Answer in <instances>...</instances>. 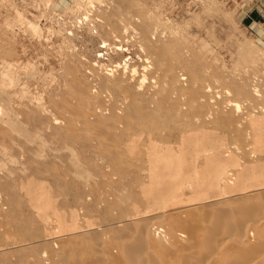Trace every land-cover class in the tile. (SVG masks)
Segmentation results:
<instances>
[{
  "label": "rangeland",
  "instance_id": "rangeland-1",
  "mask_svg": "<svg viewBox=\"0 0 264 264\" xmlns=\"http://www.w3.org/2000/svg\"><path fill=\"white\" fill-rule=\"evenodd\" d=\"M130 1L131 3L132 2L134 3V6L136 8H141L146 12L147 19H149V21L151 20L150 21L151 28L153 29L155 28L158 29V31H162V35L164 34L162 37L164 39L168 40L170 38L175 37L189 43L190 47L196 54V56L193 57L189 56L188 58L189 60L194 59V61L189 62V64L194 62H196L197 64L200 63L203 65V68L206 69L205 70L206 73L209 72L208 76L212 87V93L213 95H216L215 96L216 101L220 106V107L218 106V108L224 113H221L220 111L218 115H216L215 117L210 116L212 118H209V120L213 119L214 120L213 123L209 122L210 125V126L208 125L209 127L208 126H205V128L202 127V131H206L207 133L205 136L204 135H202V137L199 136L201 135L200 134L201 132L200 133L196 132L193 134L194 136H190L191 133H189V131L185 132L186 130L185 131L180 130L179 129L180 126L185 127L187 129L190 128L192 126V125L190 126L191 124L190 121H188L186 117H182L181 115L176 116L175 113H173V110L170 107H168V104L165 105L166 103L165 104L162 103L161 106H159L157 104V99L155 98V96L151 97L148 105V107L155 106L152 112L149 111L147 118L144 117L145 120L140 119V121L137 122L138 124L135 123V127L138 130L143 131L142 133L143 137H140L142 136L140 135L138 136L140 138L134 139L133 142H130V140L125 137V135L123 134L117 135L113 131H111L110 126L106 123V120L104 121L105 116L102 118L101 114L105 113V115H108V113L107 111L101 113L102 109L99 110L100 103H102L103 100L107 99L108 96L110 95L115 102L117 101V98L113 96L115 94L111 89H107V90L104 88L100 89L101 87L99 85L98 79L101 80L104 78L105 72L103 71L106 72L108 71L110 73L113 72L114 70L112 71L110 69L113 68L116 62H119L120 66L124 67L125 63L131 61L130 59L131 54L129 53V51L135 49L136 47L135 45L132 44L130 38L125 37L124 39L125 45L124 47L121 48L122 50H120L122 51L123 56L118 54V50L114 49L115 45L113 46L108 45V41L105 39L103 34L98 30V28H96L97 26L95 25V23L97 16L96 15L93 16V14H95L94 12L97 11L95 9L97 8L99 9V7L100 8L105 7V9L107 8V10H111V9L119 8L120 4H124ZM124 48L125 50H123ZM70 53L74 55L76 54L75 55L76 57H74L72 54L70 55ZM73 57L74 58L78 57L79 59H74ZM81 60L84 62L83 64L86 65L87 68L84 67ZM68 62L74 65L72 66L71 64L72 69L73 67L75 69V70L73 69L74 71L72 70L69 72L70 68L68 69V66L69 67L71 66L69 65ZM65 66H67V69ZM92 68L93 71L89 70ZM65 70L69 72L67 73V75L71 74L72 72H73L72 75H75L74 77L78 75L76 80L79 78L77 82L79 81L78 84L81 87L79 86L80 90L75 91V92L78 91L77 93L72 91V89L68 85L69 82L68 79L70 80V78L73 77H71V75L70 76L68 75V77L66 78L65 76H67L66 75L67 71ZM88 70L90 71L89 73ZM79 72L82 74V76ZM63 73L65 76L63 75ZM114 74L113 73L108 74V77H110L109 75L112 76ZM211 74L212 75L217 74V75H213L214 76L213 78ZM95 76H96L95 78L96 81L93 78ZM215 76L218 77V82L217 80L215 81V79L217 78ZM62 77L66 79H63ZM212 78L214 79V81ZM223 79L225 80L227 79V82ZM255 79L257 81H255ZM64 80L67 81L66 84L69 86L70 89L66 86V84L64 86L63 83ZM89 80L91 81L88 83ZM93 80L96 84L92 82ZM219 81L223 83L219 84L220 83ZM263 83H264V0H0V190H2L0 191L1 193L0 203H2V205L3 203L5 205L7 203L11 207V211H10V209H8L9 208L8 205L6 206L1 205L2 207L5 206L4 207L5 209L0 208V212L1 211L3 212V210L6 211H4L3 213L1 212L2 215L0 216L1 217L0 226L2 225V227L5 230V228L8 225L7 229H9L11 228V226H9L8 220L10 219L12 220L14 218L18 219L16 215L20 217L23 216L24 214L25 220H22V224L25 225H23L22 228L26 230L23 231V229L20 228V229H16L17 231L15 229L10 231L11 230L10 229L9 231H7V233H4L5 231L4 232L0 231V233L2 234V235L0 234V264L10 262L11 260H12L11 262H13L14 264H19L22 260L32 259L33 258L32 255L35 253V251L39 253H43L44 250L48 251V248L52 246V243L50 242L52 238L57 239V237L59 236L60 238L58 240L59 241L61 240L63 241V239L64 241L67 240L66 244L67 246H69V244L71 245L72 242L69 240H71L73 237L81 236L82 238L85 236V238H87L88 235L90 236V234L92 236H95V234L98 235L101 231H103L98 236H100L101 238H106L109 237V235L111 234H115L116 232L121 233L123 230H132L133 227L138 228L140 225H142L140 223L142 217L146 215L148 216L150 213H153L157 208H159V205L165 209V207L166 206L168 207L171 202H176V203L205 202L206 204L208 202H213L216 201L217 199L218 200L221 199V201H223L222 204L225 203L224 205L231 206L232 200L234 203L235 201H237V203L239 202V199H233L236 195H238L239 192L241 194H245V193L250 194L251 198L254 197L257 200L260 197V194L256 192H259V189L264 188V184H263L264 175H262L264 174V166H263L264 164V159H263L264 158V125H263L264 116L263 115L264 114L261 115V112L264 113ZM225 84L228 85V88H226L227 85ZM220 85L221 86L225 85V86L221 87ZM232 85L234 88L232 87ZM93 87L94 89L92 90ZM213 87L218 91H216ZM218 87L223 90H225L226 88V90L228 89L229 91L228 90H227L228 92L225 91V96H224V92L222 94L219 91ZM56 88L58 89V94L60 92L59 90H62L60 88H64L62 91L63 93L61 92L60 93L65 94L66 97L70 96L71 99L66 98L64 97L65 95H61V94L56 96L57 91L56 93L55 91L53 92V90H57ZM88 88L91 90H89ZM240 89L241 91L244 90L243 93L240 91ZM258 89H260L262 92L260 93L259 92L260 90ZM69 91L74 92L77 98H74V93L71 94ZM256 91L259 94H257ZM107 92H109L110 95ZM229 92L233 95H231ZM92 93H93V97H92ZM94 93L96 94V96ZM104 93L108 95L106 96V94ZM218 93L219 94L221 93V95H218ZM226 94H228L229 96ZM81 95L83 96L81 97ZM99 95L100 96L102 95V98ZM55 96L57 98L59 96L62 98V99H60V97L58 98L61 101H59L58 104L56 105L55 103H57L56 101L58 99L57 98L55 99ZM233 96L235 97V99L237 98V100L233 99L234 98ZM50 97H52L53 99L51 98L50 100ZM88 97H90V99ZM63 98H65L64 100L69 104H67L63 100ZM97 98H100V100L98 99L100 102L97 100ZM68 99L73 101H69ZM242 99L244 101H241ZM63 101L65 102V104L68 105V107L71 104L73 105V108L75 107L77 109L75 110L74 108L75 110L74 111L73 108H71L72 106H70L68 109H65L64 106L67 107V105H62ZM87 101L88 103L90 101H93L94 104L90 102L91 107L89 106L90 104L88 105L89 106L88 107ZM229 101L232 102L228 103ZM52 102L55 103L52 104ZM60 102H62V104H59ZM239 102L241 104H239ZM226 103H228L227 105L228 107L223 106ZM250 104L253 106L251 107ZM54 105L56 106L57 110L60 108L59 112H61V109H63L61 113L63 114V112L65 111L66 112L65 114L67 116H62L56 109L53 108L55 107ZM79 105L80 106L82 105V108L86 111L88 110L87 112L89 113L88 114L84 113V110ZM162 105L166 107H163ZM232 105H235V107H233ZM245 105L246 107L243 108L242 106ZM18 107L21 111L17 110ZM48 107L50 110L48 109ZM78 108H80L81 110H78ZM240 108L241 109L247 108L245 109L246 112L245 110L242 109L243 112H245L243 113ZM95 110L99 111V113L101 114L99 115V113H97ZM236 110L237 111L240 110V111L237 113ZM18 111H20L21 113H19ZM72 111H74L76 114ZM37 112H39L40 114L41 113L44 114L43 115L41 114L42 116L39 114H35ZM249 112L250 113L252 112V115L254 113L255 116H252ZM32 113H34L36 116H33L34 114L31 115ZM225 114H229V116ZM45 115H47L48 118ZM231 115L233 119H231L230 117ZM39 116L41 118L43 117L42 119L44 121L40 119ZM245 116L249 118H246ZM64 117H68L67 119H69V121L66 119L64 121ZM76 118L80 120H75ZM227 119L230 120L232 124H228L231 122L228 121ZM237 119H240L239 122ZM242 119H245L246 121H243ZM48 120L51 121L48 122ZM54 120H57V122L62 123V126H58L59 123L56 124L57 122H55ZM225 120H227L226 129L225 126H223L225 125L224 124ZM66 121L67 124L68 122L71 124L70 127L68 126L70 130L72 131L76 130L73 131L76 132V134L71 133L72 131H69L68 128H65L67 127L65 126L67 125ZM45 122L47 123L46 130H45L46 127H44ZM76 123L78 124V129H76L77 128ZM240 124L242 126H239ZM26 125L27 126L29 125L31 128L29 126L27 127ZM96 125L98 128L100 126L103 128L100 127L101 129L100 128L98 129L97 127H95ZM176 125L178 128L176 127ZM51 127L54 130H52ZM94 127L97 129H95ZM228 127L233 128V130H229ZM238 127L240 129L239 130L240 132H238ZM173 128L175 132L177 129V132L174 134L171 133L174 132ZM88 129H90V131L89 133L88 132L86 133ZM102 129L104 132H101ZM165 129L166 132L167 130L170 129L168 131V134L170 133L169 135L166 134ZM58 130H60V132ZM91 130L94 132V134L92 133ZM221 131L225 133L223 134L222 132V134L221 133L218 134V132ZM231 131H233V133H231ZM50 132H52L53 134ZM10 133L11 135H9ZM162 133L164 135H162ZM88 134H90L91 136L94 135L93 137H91L92 139L89 138L90 135L88 137ZM252 134H255V136ZM56 135L57 136L59 135L60 137H57ZM74 135L77 136V139L74 137ZM107 135L109 136L111 135L110 138H108L109 136L105 138ZM175 135H178L180 138L178 136L175 137ZM251 135L253 137H251ZM17 137L19 139H17ZM192 137L196 139H192ZM250 137L252 140L251 139L248 140ZM151 138L154 140L155 144ZM213 138H215V140H213ZM221 138L225 142L221 141L222 140ZM224 138H226L227 140ZM234 138L236 139L234 140ZM33 139H35V142ZM40 139H44V140L42 141ZM55 139L58 142H56ZM101 139L102 141H104L105 139H109L110 141L109 143L112 144H108L107 143L108 141H106V143L105 141L102 142ZM140 139L142 140V142L144 141L145 142L140 143L141 142ZM217 139H219L217 142L221 141L222 143L220 142V144L218 145L217 142H215ZM238 139L240 140L241 142L240 144H242L243 148L238 143L239 142ZM166 141H168L169 143L168 142L166 143ZM39 142H42V144L40 143L39 145ZM100 142L102 143L100 144ZM208 142L211 143L212 145L209 144ZM213 142H215L217 146ZM76 143L79 145H76ZM124 143L125 145H130L131 143L134 144L133 150L129 151L130 153L127 151L128 146L126 147ZM199 143L201 144L197 146ZM207 143L208 145H206ZM159 144L162 145V147ZM223 144L225 148L226 147L229 149L231 148L230 151L229 149L224 150ZM46 145L48 146V148ZM99 145L102 146L99 147ZM122 145L125 148L122 147ZM174 145L176 148L172 147ZM235 145L237 150H235ZM249 145H251L252 147L251 146L248 147ZM43 146H45V149L47 148L46 149L47 151L44 150ZM219 146H221L223 149ZM17 147H19L20 149ZM102 147L106 150H104ZM138 147H140L139 149H141V151L139 152H138ZM113 148L116 149L117 153H115V150ZM149 148H153V150L152 149L151 150L155 152L153 153ZM216 148L219 149L217 150ZM253 148L256 151V153H252L255 152ZM120 149L121 151H119ZM142 149H144L146 153ZM220 149L226 152L222 153L221 151H219ZM16 150H18V152ZM75 150L79 152L80 156L77 155L78 153H76ZM185 150H188L186 151L187 153L185 152ZM236 151L240 152L241 154L240 153L236 154L235 153ZM23 152L24 154L25 153L26 154L22 156ZM109 152L113 153L114 155L110 154ZM226 153L228 156L226 155ZM251 153L256 155L251 156L250 155ZM122 154L123 155L126 154V155H124L123 157ZM134 154L136 156V159ZM144 154L145 155L148 154L147 155L148 158ZM128 155H130L131 158ZM132 155L134 156L133 159H132ZM235 155H238L239 157ZM255 156L257 158H255ZM46 157L49 159H47ZM79 157L80 158L82 157L83 159L82 158L80 159ZM236 157L238 158L236 159ZM127 158L129 159V161ZM9 159L10 160L12 159L11 160L12 162ZM22 159L24 160L23 162ZM130 159H132L131 160L132 164L130 163ZM242 159L246 161L245 164ZM124 160L127 162H125ZM176 160L179 162L181 166L178 164ZM8 161H10L11 164H13V165L10 164V168H9L10 162ZM61 161L64 162L61 163ZM137 161L139 162L137 163ZM33 162H38L39 164L35 163L36 166L39 165L42 168L38 166L37 168L39 169L35 168L36 166ZM51 162L56 163L58 167L56 164L53 165L56 166L55 168L52 167ZM250 162L253 163L251 164ZM15 163L17 166L15 165ZM30 163L34 164L33 166L35 167L33 168L32 164H31L32 167H30L29 166ZM108 163H113V164L115 163V164L112 165ZM236 164L238 165L236 166ZM230 169L232 170V172ZM233 169L236 170L237 172H235ZM9 170L11 173H13V175L12 174L10 175ZM54 170L56 172H54ZM57 171H60L63 174L60 172L58 173ZM143 171L145 172L144 173L145 176L143 175ZM254 171H256V173H254ZM197 172L199 173V176ZM28 173L31 175H29ZM54 173L57 174L55 175ZM228 173L230 174L232 173L233 174L232 176L234 177L236 176V177L234 179H231V181L225 182L223 178L226 175H228ZM189 174L192 177H190ZM258 174L259 176H256ZM103 175H105L106 177L105 176L103 177ZM133 176H135V178ZM35 178L40 179V182L39 180L37 182L36 181L37 179ZM147 179L149 182H147ZM46 180L49 183H47ZM218 180H220V182ZM195 181L197 182L195 183ZM244 182L246 183L244 184ZM43 183L45 184L43 185ZM96 183L98 185H96ZM49 184L50 186H52L51 188ZM254 185H258V186H254ZM47 186L49 187L48 189ZM230 187L231 188L237 187L235 189V193L227 192V190ZM134 188L135 190H133ZM7 190L10 191L8 192ZM184 190H186L187 192H185ZM37 191H39L40 193ZM188 192L191 193L188 194ZM3 193H5V195L6 193L7 195L9 193L10 195L8 196L10 197V199L8 200L10 201L12 198L11 201H15V202L10 203L8 200H6L8 198L6 197L7 195L5 196L3 195ZM35 193L36 195L39 194L40 196L39 195L35 196ZM198 194L200 195L198 196ZM67 196L68 198H66ZM212 196L214 198L216 196L217 199L214 200ZM220 196L222 197L220 198ZM41 198H43V200ZM40 199L42 200L43 203L44 202L45 203L43 204L40 201ZM67 199L70 201H68ZM173 199L174 200L177 199V200L174 201ZM228 199L231 202L228 201ZM68 202L70 206L68 205L67 207ZM234 203L232 204L234 205ZM47 204H49L50 206H47ZM42 205L45 207H43ZM143 205L144 207L142 208ZM17 206L18 207L22 206L21 212L24 213H21ZM30 206H32L33 208H31ZM12 207H13V211L15 210L18 212L13 213ZM146 208H148V210ZM203 208H204L203 206L202 207L200 206L197 209V212L201 213L204 210ZM139 209L142 210L143 213H141ZM137 210L138 212H135ZM149 210H151V212ZM60 211H62L61 212L62 214L60 213ZM82 211L83 213H81ZM5 213H10L9 215H11L10 216L11 218H8L9 217L8 214ZM134 214H136V216ZM42 215L47 216V219H49V223L48 220L46 222H43L44 220L42 218ZM6 216L8 219L6 218ZM12 216H14V218ZM24 216L22 218H24ZM29 217L32 220H30ZM51 218H53L54 220ZM135 218L138 219L136 220V222H135ZM1 219L3 220V223ZM95 220L96 222H94ZM128 220H129V224L122 227V224L127 223ZM25 222H29L30 224ZM53 223L57 227L53 225L54 227L53 228L51 226V224ZM93 223L95 224L93 225ZM27 224L29 225V228H27L28 227ZM128 225H131L132 227L130 228ZM50 226L52 227L53 230L51 229ZM59 226H62L63 229L60 230ZM105 226L107 228H104ZM31 228L33 229L31 230ZM57 228L58 230H56ZM88 228L90 229V231H86L89 230ZM112 230L116 232L112 233ZM23 232H25V234ZM33 232L35 235L33 234ZM30 234H33L34 236ZM37 234H41V236L40 235L36 236ZM67 235H68V239L69 237H71L69 240L66 237ZM36 241L37 242L39 241L38 244ZM12 242L13 244L15 243L16 245L14 244L10 246ZM62 243L65 245V242ZM7 244L8 247L10 246L8 248L9 250L7 249ZM40 244H42V246ZM47 246L49 247L46 249ZM52 247L55 248V246ZM42 249L43 252H41ZM4 251L10 253L7 252L3 253ZM15 258L18 259V261Z\"/></svg>",
  "mask_w": 264,
  "mask_h": 264
},
{
  "label": "bare ground",
  "instance_id": "bare-ground-1",
  "mask_svg": "<svg viewBox=\"0 0 264 264\" xmlns=\"http://www.w3.org/2000/svg\"><path fill=\"white\" fill-rule=\"evenodd\" d=\"M101 3V2H100ZM107 5V4H106ZM97 11H95L93 14L97 16V19H96V23L95 25L97 26L96 28H98V30L103 34V36L105 37V39L108 41V45H115L114 46V49H117L118 50V54H120L121 56H123V53L121 48L124 47L125 45V42H124V39L125 37H128L130 38V40L132 41V44L135 45V49L129 51V53L131 54L130 56V59L131 61H129L128 63H125L124 67L120 66V63L119 62H116V64L113 66L112 69L110 70H114L113 72H106V71H103L105 72V76L103 79H98V82H99V85H100V89L104 88V89H111L115 95L116 98H117V101L115 102L112 98H111V95L109 94V92H107L110 96H108L107 99H104L102 103H100L99 107L101 110V113H104V111H107L108 115H105L104 114H101L99 113V111H96L97 113H99V115L101 114L102 118L104 117V121L106 120V123L110 126V129L111 131H113L115 134L117 135H125V137L127 139L130 140V142H133L134 139L136 138H140V137H143L142 133L143 131H140L138 130L136 127H135V123L139 122L140 119L142 120H145V118H147L148 116V113L149 111L152 112V110L154 109L155 106L153 107H148L149 105V101L151 99V97L155 96V98L157 99V104L159 106H161L162 103H166L165 105L168 104V107H170L172 110H173V113H175L176 116H179L181 115L182 117H186L188 121H190V128H185V127H182L180 126L179 129L182 130V131H189V133H191L190 136H194L193 134L196 133V132H201L199 136L202 137V135H206V131H202V127L205 128V126H208L209 125V122L213 123V119L212 120H209V118H212L210 116H216L218 115V113L221 111L218 106V102L216 101V98L215 96L216 95H213L212 93V87H211V84H210V80H209V72L206 73V69L203 68V65L202 64H197L196 62L194 63H191L189 64V62H192L194 61V59H188L189 56L190 57H193V56H196L195 52L192 50V48L190 47L189 43H187L186 41L184 40H181L179 38H170L168 40L164 39L162 36V31H158V29H153L151 28V25H150V21L149 19H147L146 17V12L144 10H142L141 8H136L134 6V3L131 1L130 2H127V3H124V4H120L119 8H115V9H111V10H107V8L105 9V7L103 8H100L99 9H95ZM92 11V10H91ZM90 11V12H91ZM89 12V13H90ZM95 16V17H96ZM154 22V21H153ZM157 28V26H156ZM170 30V29H169ZM167 36V35H166ZM127 45V44H126ZM129 45V44H128ZM125 50V48L123 49ZM128 53V54H129ZM72 53H70L71 55ZM74 57H76L74 54H72ZM73 57V58H74ZM74 59H79L78 57L77 58H74ZM79 61V60H78ZM82 61V60H81ZM80 61V62H81ZM69 65L71 66L70 62H68ZM84 62L82 61V64ZM86 64V63H85ZM67 65V64H66ZM84 65V64H83ZM72 66H74L72 64ZM72 66L69 67L68 66V69H69V72L72 71L74 69H72ZM66 69H67V66H65ZM84 67H86V65H84ZM87 68V67H86ZM109 69V67H108ZM75 70V69H74ZM73 70V71H74ZM89 70H92L93 71V68L92 69H89ZM88 70V73L90 72ZM67 71V70H65ZM79 71V70H78ZM101 71V70H100ZM68 71L66 72V75L67 73H69ZM76 72V71H75ZM116 72V73H115ZM80 73V72H79ZM92 73V72H91ZM114 74V75H109L110 77H108V74ZM211 73V72H210ZM73 72L71 74H68L69 76L71 75V77L73 78H70V80L68 79V85L70 86V88L72 89V91H76V90H80V85L78 84L79 81L77 82V76L74 77L75 75H72ZM81 74V73H80ZM95 74V73H93ZM97 74H100V73H97ZM102 74V72H101ZM64 75V73H63ZM65 76L66 78L68 77ZM212 75V74H211ZM213 75H217V74H213ZM212 75V76H213ZM221 75V74H219ZM82 76V74H81ZM99 76V75H98ZM101 76V75H100ZM106 77V78H105ZM211 77V76H210ZM217 77V76H215ZM222 77V76H221ZM63 78V77H62ZM66 78H63V79H66ZM82 78V77H81ZM94 79L96 78L93 77ZM100 78V77H98ZM214 78V76H213ZM212 78V79H213ZM84 79V78H83ZM211 79V78H210ZM217 80L218 82V77L215 79V81ZM225 80V79H223ZM222 80V81H223ZM65 81V80H64ZM64 83V86L66 84L67 81H65ZM91 80L88 81V83L90 82ZM96 81V79H95ZM214 81V79H213ZM227 82V79L225 80ZM229 81V80H228ZM231 81V80H230ZM255 81H257L255 79ZM262 81V80H261ZM94 82V80L92 81ZM97 82V84H98ZM216 82V83H217ZM220 82V81H219ZM232 82V81H231ZM260 82V81H259ZM84 83V81H83ZM86 83V82H85ZM95 83V82H94ZM93 83V84H94ZM223 82H220L219 84H221ZM96 84V83H95ZM264 84V83H263ZM66 84V86L69 88ZM218 85V84H217ZM227 85V84H225ZM224 85V86H225ZM238 85V84H237ZM80 86V87H79ZM97 86V85H95ZM221 86V85H220ZM224 86H221V87H224ZM59 87V86H58ZM63 87V85H62ZM216 87V86H214ZM213 87V88H214ZM231 87V86H230ZM233 87V85H232ZM66 88V87H64ZM64 88H60L62 90H59L61 93H63V89ZM69 88V89H70ZM219 88V87H218ZM228 88V85L227 87ZM223 90L221 88H219V91L223 94L224 92V96H225V91L228 92L227 90ZM234 88V87H233ZM236 88V87H235ZM57 89V88H56ZM84 89V88H83ZM89 89V88H88ZM87 89V90H88ZM94 89V87L92 88V90ZM215 89V88H214ZM230 89V88H229ZM243 89V88H242ZM68 90V89H66ZM91 90V89H89ZM216 90V89H215ZM260 90V89H258ZM57 91V94L56 96H58L59 94H61L59 92L58 94V89L57 90H53V92ZM71 91V90H70ZM69 91V92H70ZM83 91V90H82ZM95 91V90H94ZM110 91V90H109ZM218 91V90H216ZM241 91V89H240ZM239 91V92H240ZM244 91V90H243ZM243 91H241L243 93ZM74 92H70L71 94H73ZM78 92V91H77ZM75 92V93H77ZM90 92V91H89ZM255 92V90H254ZM257 92V91H256ZM260 93L262 92L261 90L259 91ZM75 93H74V98H77L75 96ZM221 93L218 95H221ZM230 93V92H229ZM228 93V94H229ZM264 93V91H263ZM95 94V93H94ZM106 94V93H104ZM103 94V95H104ZM106 94V96L108 95ZM152 96H151V95ZM217 94V93H216ZM226 94V95H228ZM231 94V93H230ZM256 94V93H255ZM257 94H259L257 92ZM61 95H65V94H61ZM60 95V96H61ZM218 95H217V98H218ZM233 95V94H231ZM240 95V94H239ZM261 95V94H260ZM55 96V99L57 98ZM59 96V97H60ZM83 95H81L82 97ZM96 96V94H95ZM100 96V95H99ZM229 96V95H228ZM264 96V95H263ZM58 97V98H59ZM63 97V96H62ZM66 97V95L64 96ZM72 97V95H71ZM87 97V96H86ZM85 97V98H86ZM92 97H93V93H92ZM98 97V96H97ZM102 98V95L100 96ZM227 97V96H226ZM234 97V96H233ZM238 97V95H237ZM241 97V96H240ZM52 97H50V100H51ZM57 98V99H58ZM66 98H70V96L66 97ZM72 98V99H74ZM90 99V97H88ZM220 98V97H219ZM242 98V97H241ZM53 99V98H52ZM60 99H62L60 97ZM60 99H58L55 103V102H52L56 104H58L59 101H61ZM65 98H63L64 100ZM68 99V100H69ZM87 99V98H86ZM84 99V100H86ZM100 100V98H97V100ZM235 99V97L233 98ZM246 99H247V96H246ZM67 100V99H66ZM98 100V101H99ZM102 100V99H101ZM116 100V99H115ZM237 100V98L235 99ZM53 101V100H52ZM65 101V100H64ZM63 101V104L62 102H60L59 104H62V105H67L69 103H66ZM69 101H73V100H69ZM76 101V100H75ZM153 101V100H152ZM219 101V100H218ZM241 101H244L243 99ZM240 101V102H241ZM246 101V100H245ZM51 102V101H50ZM92 102V104H94L93 101H90ZM90 102L88 103L87 101V106L90 104ZM100 102V101H99ZM227 102V101H226ZM232 102V101H231ZM230 101L228 103H231ZM239 102V104H241ZM79 103V102H78ZM228 103L226 104H222L223 106H227ZM243 103V102H242ZM247 103V102H245ZM249 103V101H248ZM251 103V102H250ZM51 104V103H50ZM73 104V103H72ZM82 104V103H81ZM252 104V103H251ZM250 104V105H251ZM54 105V106H55ZM86 105V104H85ZM230 105V104H229ZM244 105V104H242ZM247 105V104H246ZM245 106H242L243 108L246 107ZM249 105V107H250ZM53 106V105H52ZM58 106V105H57ZM70 106H72L71 108H73V105L70 104ZM69 106V107H70ZM80 106V105H79ZM91 107V104L89 105ZM88 106V107H89ZM163 107H166L164 105H162ZM233 107H235V105H232ZM253 105H251L252 107ZM260 106V105H259ZM68 105L67 107L64 106L65 109H68L69 108ZM82 108V105L80 106ZM98 107V108H99ZM220 107V106H219ZM228 107V106H227ZM232 107V108H233ZM261 107V106H260ZM54 109H56V106L53 107ZM59 108V107H57ZM75 108V107H74ZM73 108V110H74ZM97 108V109H98ZM242 108V109H243ZM22 109V108H21ZM49 109V107H48ZM53 109V110H54ZM77 108H75L76 110ZM83 109V108H82ZM91 109V108H90ZM226 109V108H225ZM235 109V108H234ZM241 109V108H240ZM241 109V110H242ZM247 109V108H245ZM243 109V110H245ZM258 109V108H257ZM264 109V107H263ZM262 109V110H263ZM17 110H20L19 107ZM33 110V109H32ZM31 110V112H32ZM50 110V109H49ZM52 110V111H53ZM57 110V109H56ZM63 109H61V112H62ZM71 110V109H70ZM69 110V111H70ZM74 110V111H75ZM78 110H81L80 108H78ZM84 110V109H83ZM92 110V109H91ZM223 110V109H222ZM242 110V112H243ZM255 110V109H254ZM21 111V110H20ZM20 111H18L19 113H21ZM58 112L60 111V108L57 110ZM67 111V110H66ZM72 111V112H74ZM88 111V110H87ZM86 110H84V113H89L87 112ZM237 111V110H236ZM240 111V110H239ZM237 111V113L239 112ZM251 111V110H250ZM256 111V110H255ZM254 111V113H255ZM261 111V110H260ZM54 112V111H53ZM59 112L62 116H67L65 113V111L63 112V114ZM78 112V111H77ZM234 112V111H233ZM232 112V113H233ZM246 112V110H245ZM243 112V113H245ZM24 113V112H23ZM26 113V112H25ZM58 113V114H59ZM75 113V112H74ZM92 113V112H91ZM221 113H224L221 111ZM231 113V114H232ZM241 113V112H240ZM250 113V112H249ZM253 113L252 115V112L250 113L252 116H255V114ZM34 113H32L31 115H33ZM35 114H39L41 115L39 112L35 113ZM33 115V116H36V115ZM44 114V113H43ZM42 114V115H43ZM76 114V113H75ZM80 114V113H79ZM236 114V112H235ZM234 114V115H235ZM264 113L261 112V115H263ZM41 115V116H42ZM224 115V114H222ZM225 115H228L229 114H225ZM233 115V116H234ZM240 115V114H239ZM22 116V115H21ZM26 116V115H25ZM47 117V115H45ZM61 116V117H62ZM98 116V115H97ZM250 116V115H249ZM258 116V115H257ZM260 116V115H259ZM264 116V115H263ZM59 117V116H58ZM75 117V116H74ZM76 117H79V116H76ZM90 117V115H89ZM88 117V118H89ZM100 117V116H99ZM218 117V116H217ZM231 119H233L232 115L230 116ZM235 117V116H234ZM246 118H249L247 116H245ZM40 119H42L40 116H39ZM48 118V117H47ZM68 117H64V121L65 119L69 121V119H67ZM87 118V117H86ZM94 118V117H92ZM101 118V119H102ZM34 119V117H33ZM46 119V118H44ZM91 119V118H90ZM259 119V118H258ZM22 120V119H21ZM43 120V119H42ZM75 120H80L78 118H76ZM82 120V119H81ZM84 120V119H83ZM220 120V119H219ZM228 120V119H227ZM224 122L225 125V129L227 128L226 127V121ZM238 122L240 119H237ZM243 121H246L245 119H242ZM241 120V121H242ZM44 121V120H43ZM51 121V120H48V122ZM55 122H57V120H54ZM61 121V120H59ZM91 121V120H90ZM224 121V120H222ZM230 121V120H228ZM240 121V122H241ZM264 121V120H263ZM47 122V121H46ZM45 122V126H47V123ZM72 122V121H71ZM76 122V121H75ZM89 122V121H88ZM231 122V121H230ZM237 122V124H238ZM35 123V122H34ZM54 123V122H52ZM59 122H57L56 124H58ZM78 123V121H77ZM76 123V129H78V124ZM96 123V122H95ZM94 123V124H95ZM216 123V122H215ZM223 123V122H222ZM247 123V122H246ZM61 124V125H59ZM58 126H62V123H59ZM66 124H67V121H66ZM69 124V125H68ZM67 125H64L67 126L65 128H68L69 131H72L70 130V123L68 122ZM90 124V123H89ZM88 124V125H89ZM138 124V123H137ZM136 124V125H137ZM228 124H232L231 123H228ZM75 125V123H74ZM182 125H185V124H182ZM218 125V124H217ZM264 125V124H263ZM27 126V125H26ZM29 126V125H28ZM27 126V127H28ZM69 126V127H68ZM87 126V125H86ZM94 126V125H93ZM99 126V124H98ZM105 126V125H104ZM210 126V125H209ZM208 126V127H209ZM229 126V125H228ZM238 126V125H237ZM239 126H242L241 124ZM30 127V126H29ZM84 127V126H83ZM92 127V125H91ZM97 127V125L95 126ZM94 127V128H95ZM101 127V126H100ZM99 127V128H100ZM108 127V126H107ZM170 127V126H169ZM177 127V125H176ZM187 127V126H186ZM189 127V126H188ZM206 127V128H208ZM31 128V127H30ZM52 128V127H51ZM62 128V127H61ZM60 128V129H61ZM87 128V127H86ZM89 128V127H88ZM98 128V127H97ZM95 128V129H97ZM98 128V129H99ZM103 128V127H101ZM100 128V129H101ZM178 128V127H177ZM229 128V127H228ZM231 128V127H230ZM229 130H233V128H231ZM44 129V128H43ZM47 129V127L45 128V130ZM49 129V128H48ZM59 129V128H58ZM81 129V128H80ZM94 129V130H95ZM141 129V128H140ZM178 129V130H179ZM211 129V128H210ZM248 129H249V126H248ZM52 130H54L52 128ZM50 130V131H52ZM62 130V129H61ZM170 130V129H169ZM166 132V129H165V132L166 134H168V131ZM205 130V129H204ZM219 130V129H217ZM228 130V131H229ZM239 127H238V132L239 131ZM48 131V130H47ZM56 131V130H55ZM60 132V130H58ZM64 131V129H63ZM73 131H76V130H73ZM71 132V133H74L76 134V132ZM90 129H88V131H86V133L88 132L89 133ZM92 131V130H91ZM101 131V130H100ZM173 131H174V128H173ZM54 132V131H53ZM62 132V131H61ZM80 132V130H79ZM99 132V131H98ZM101 132H104L103 129ZM107 132V131H106ZM160 132V131H159ZM176 132H177V129H176ZM175 131L174 132H171V133H176ZM223 131L221 132H218L222 134ZM249 132V131H248ZM49 133V132H48ZM52 133V132H50ZM55 133V132H54ZM58 133V132H57ZM63 133V132H62ZM69 133V132H67ZM69 133V134H71ZM85 133V132H84ZM85 133V134H86ZM92 133L94 134V132L92 131ZM225 132H223L224 134ZM231 133H233V131H231ZM250 133V132H249ZM248 133V134H249ZM41 134V133H40ZM53 134V133H52ZM91 134V133H90ZM88 134V137L89 135ZM109 134V133H108ZM112 134V133H111ZM161 134V133H160ZM170 134V133H169ZM168 134V135H169ZM178 134V133H177ZM212 134V133H211ZM235 134V132H234ZM237 134V133H236ZM251 134V133H250ZM257 134V133H256ZM11 135V133L9 134ZM63 135V134H62ZM142 135V136H140ZM162 135H164L162 133ZM161 135V136H162ZM180 135V134H179ZM215 135V134H214ZM226 135V134H225ZM230 135V133H229ZM255 136V134H252ZM251 135V137H253ZM263 135V134H262ZM57 136V135H56ZM73 136V135H72ZM94 136V135H93ZM90 135L89 138L93 137ZM109 135H107L105 138H107ZM111 136V135H110ZM110 136L108 138H110ZM113 136V135H112ZM140 136V137H138ZM174 136V135H173ZM178 136V135H175V137ZM227 136V135H226ZM225 136V137H226ZM240 136V135H239ZM258 136V135H257ZM261 136V135H260ZM57 137H60L59 135ZM64 137V136H63ZM74 137L77 139V136L74 135ZM87 137V136H85ZM167 137V136H166ZM165 137V138H166ZM179 137V136H178ZM214 137V136H213ZM216 137V136H215ZM249 137V136H248ZM251 137L248 139L250 140ZM37 138V136H36ZM44 138V137H43ZM56 138V137H55ZM98 138V136H97ZM180 138V137H179ZM217 138V137H216ZM219 138V137H218ZM246 138V137H245ZM17 139H19L17 137ZM62 139V138H61ZM65 139V138H64ZM92 139V138H91ZM123 139V138H122ZM125 139V138H124ZM152 139V138H151ZM192 139H196L194 137H192ZM200 139V138H199ZM222 139V138H221ZM226 139V138H224ZM236 138H234L235 140ZM242 139V138H241ZM34 142H35V139H33ZM40 140H44V139H40ZM111 140H112V137H111ZM141 140V139H140ZM153 140V139H152ZM213 140H215V138H213ZM219 139H217L215 142H217ZM227 140V139H226ZM239 140V139H238ZM252 140V139H251ZM255 140V139H254ZM56 141V139H55ZM94 141V140H93ZM102 141V139H101ZM105 143L106 141H108L107 143L108 144H112V143H109V139H105L104 140ZM102 141V142H104ZM136 141V140H135ZM151 141V140H150ZM212 141V140H211ZM210 141V142H211ZM221 141H224L223 139ZM220 141V142H221ZM242 141V140H241ZM244 141V139H243ZM58 142V141H56ZM76 142V141H74ZM100 142V144L102 143ZM129 142V141H128ZM139 142V140H138ZM145 142V141H144ZM141 142L140 143H144ZM154 142V140H153ZM163 142V141H162ZM168 141H166L167 143ZM179 142V141H177ZM213 142V143H215ZM220 142H217V144L219 145ZM225 142V141H224ZM236 142V141H234ZM251 142V141H250ZM40 143L42 144V142H39V145ZM45 143V142H43ZM147 143V142H146ZM169 143V142H168ZM195 143V142H194ZM209 143V142H208ZM208 143L206 145H208ZM212 143V142H211ZM209 143V144H211ZM222 143V142H221ZM239 144L241 143L240 140L238 142ZM115 144V143H114ZM130 144V143H129ZM138 144V143H137ZM153 144V143H152ZM155 144V142H154ZM201 143H199L197 146H199ZM246 144V143H245ZM243 144V145H245ZM251 144V143H250ZM32 145V144H31ZM76 145H79L76 143ZM75 145V146H76ZM125 145V143H124ZM139 145H142V144H139ZM138 145V146H139ZM144 145V144H143ZM147 145V144H146ZM160 145V144H159ZM158 145V147H159ZM166 145V144H164ZM212 145V144H211ZM216 145V143H215ZM227 145V144H225ZM242 146V144H240ZM247 145V144H246ZM252 145V144H251ZM251 145H249L248 147H250ZM256 145V144H254ZM42 146V145H41ZM47 146V145H46ZM102 145H99V147H101ZM113 146V145H112ZM121 146V145H120ZM127 147V151H132L133 148H134V144H130V145H125ZM153 146V145H152ZM162 147V145H160ZM203 146V145H202ZM214 146V145H213ZM212 146V147H213ZM217 146V145H216ZM224 146V144H223ZM234 146V145H233ZM44 147V150H46L48 148L45 149V146ZM42 147V148H43ZM50 147V146H49ZM82 147V146H81ZM122 147H124L122 145ZM149 147V145H148ZM147 147V148H148ZM170 147V146H169ZM173 148L175 147L172 146ZM192 147V145H191ZM211 147V146H210ZM215 147V146H214ZM221 147V146H219ZM247 147V148H248ZM252 147V146H251ZM16 148V147H15ZM19 148V147H17ZM69 148V147H68ZM71 148V147H70ZM103 148V147H102ZM101 148V149H102ZM125 148V147H124ZM137 148V146H136ZM140 147H138V152L141 151V149H139ZM142 148V147H141ZM155 148V147H154ZM176 148V147H175ZM207 148V147H206ZM222 148V147H221ZM243 148V146H242ZM20 149V148H19ZM23 149V147H22ZM94 149V148H93ZM104 149V148H103ZM114 149V148H113ZM112 149V150H113ZM150 150L153 148H149ZM147 149V150H149ZM208 149H209V146H208ZM207 149V150H208ZM212 149V148H210ZM217 149V148H216ZM219 149V148H218ZM217 149V150H218ZM223 149V148H222ZM222 149H220L219 151H221L222 153H225ZM226 149H229V148H225L224 146V150ZM231 149V148H230ZM229 149V151H230ZM234 149V148H233ZM252 149V148H251ZM250 149V150H251ZM95 150V149H94ZM106 150V149H104ZM111 150V151H112ZM115 150V153H117L116 149ZM113 150V151H114ZM126 150V149H125ZM144 150V149H142ZM151 150V151H152ZM160 150V149H159ZM158 150V151H159ZM235 150L236 149V145H235ZM234 150V151H235ZM239 150V148H238ZM254 150V148H253ZM257 150V149H256ZM18 152V150H16ZM47 151V150H46ZM76 151V150H75ZM121 151V149L119 150ZM145 151V150H144ZM188 151V150H185V152ZM200 151V150H199ZM204 151V150H203ZM213 151V150H212ZM227 151V152H229ZM233 151V152H234ZM255 151V150H254ZM260 151V150H259ZM263 151V150H261ZM4 152V151H3ZM13 152V151H12ZM97 152V151H96ZM108 152V151H107ZM124 152V151H123ZM153 152V151H152ZM155 152V151H154ZM153 152V153H154ZM217 152V151H215ZM11 153V152H10ZM14 153V152H13ZM46 153V152H45ZM61 153V152H60ZM76 153H78L77 155L80 156L79 152L76 151ZM110 153V152H109ZM130 153V152H129ZM146 153V151H145ZM187 153V152H186ZM205 153V152H203ZM210 153V152H209ZM236 154L237 153H240L238 151L235 152ZM234 153V154H235ZM245 153V152H244ZM252 153H256L255 152H252ZM250 154L251 156L253 155H256V154ZM3 154V153H2ZM17 154V153H16ZM26 154V153H25ZM24 152L22 154L25 155ZM42 154V153H41ZM48 154V152H47ZM62 154H63V151H62ZM61 154V155H62ZM87 154V153H86ZM84 154V155H86ZM110 154H113V153H110ZM136 154V153H135ZM134 154V156H135ZM174 154V153H173ZM208 154V152H207ZM219 154V152H218ZM229 154V153H228ZM241 154V153H240ZM258 154V152H257ZM262 154V153H261ZM260 154V155H261ZM44 155V154H43ZM58 155V154H56ZM88 155V154H87ZM90 155V153H89ZM114 155V154H113ZM123 155V154H122ZM126 155V154H124ZM123 155V157H124ZM145 155V154H144ZM148 155V154H147ZM147 155H145L147 157ZM194 155V154H193ZM196 155H197V152H196ZM206 155V154H205ZM227 155V153H226ZM225 155V156H226ZM246 155V154H244ZM14 156V155H13ZM21 156V155H20ZM118 156V155H117ZM130 156V155H128ZM134 156L132 155V159L134 158ZM138 156V155H137ZM142 156V155H141ZM150 156V155H149ZM156 156V154H155ZM179 156V155H178ZM225 156H224V159H225ZM228 156V155H227ZM235 156H238V155H235ZM243 156V155H241ZM249 156V157H251ZM58 157V156H57ZM116 157V156H115ZM126 157V156H125ZM153 157H154V154H153ZM172 157V155H171ZM239 157V156H238ZM236 157V159L238 158ZM247 157V156H246ZM258 157V155H257ZM255 156V158H257ZM11 158V156H10ZM47 158V157H46ZM46 158H43V159H46ZM80 158V157H79ZM82 158V157H81ZM80 158V159H81ZM99 158V157H98ZM117 158V157H116ZM131 158V156H130ZM148 158V157H147ZM175 158V157H174ZM177 158V157H176ZM180 158V157H179ZM206 158V156H205ZM241 158V157H240ZM253 158V159H255ZM15 159V158H13ZM20 159V158H19ZM28 159V158H27ZM40 159V158H39ZM49 159V158H47ZM61 159V158H60ZM83 159V158H82ZM106 159V158H105ZM128 159V158H127ZM130 159V163L132 162ZM135 159H136V156H135ZM178 159V158H177ZM196 159V158H195ZM220 159V158H219ZM259 159V158H258ZM264 159V158H263ZM10 160V159H9ZM12 160V159H11ZM10 160V161H11ZM21 160V159H20ZM37 160V158H36ZM108 160V159H107ZM120 160V159H119ZM141 160V158H140ZM146 160V159H145ZM148 160V159H147ZM200 160V159H199ZM203 160V159H201ZM239 160V159H238ZM243 160V159H242ZM262 160V159H261ZM8 161V162H10ZM15 161V160H14ZM13 161V162H14ZM18 161V159H17ZM24 160L22 159V162ZM102 161V160H101ZM100 161V162H101ZM125 161V160H124ZM129 161V159H128ZM177 161V160H176ZM225 161H228V160H225ZM224 161V162H225ZM234 161V160H233ZM241 161V160H240ZM244 161V160H243ZM12 162V161H11ZM11 162L9 163V168H10V164ZM47 162V161H46ZM64 162V161H63ZM61 161V163H63ZM110 162V161H109ZM114 162V161H113ZM120 162V161H119ZM127 162V161H125ZM139 161H137L138 163ZM147 162V161H146ZM150 162V161H149ZM153 162V160H152ZM178 162V161H177ZM200 162V161H199ZM202 162V161H201ZM246 161H244V164H245ZM254 162V161H253ZM252 162V163H253ZM7 163V162H6ZM34 164L35 163H38V162H33ZM52 163V162H51ZM116 163V162H115ZM114 163V164H115ZM122 163V162H121ZM129 163V164H130ZM142 163V162H141ZM151 163V162H150ZM198 163V162H197ZM221 163V162H220ZM243 163V162H242ZM241 163V164H242ZM251 163V162H250ZM251 163V164H252ZM18 164V163H17ZM29 164V163H28ZM27 164V165H28ZM30 163V167H32L34 164ZM39 164V163H38ZM56 163H52V167H56V166H53L55 165ZM97 164V163H96ZM108 164H112L114 165L113 163H108ZM132 164V163H131ZM179 164V162H178ZM182 164V163H181ZM191 164V163H190ZM217 164V163H216ZM223 164V163H222ZM240 164V163H239ZM13 165V164H11ZM16 165V163H15ZM20 165V164H19ZM57 165V164H56ZM65 165V164H64ZM124 165V164H123ZM145 165V164H143ZM150 165V164H149ZM148 165V166H149ZM180 165V164H179ZM202 165V164H201ZM224 165V164H223ZM238 164H236L237 166ZM17 166V165H16ZM36 166V164H35ZM33 166V168L35 167ZM38 167H41L39 165H37ZM37 166L35 168H37ZM133 166V165H132ZM147 166V167H148ZM154 166V165H153ZM181 166V165H180ZM195 166V165H194ZM229 166V165H228ZM232 166V165H231ZM235 166V165H233ZM264 166V164H263ZM22 167V166H21ZM58 167V165H57ZM134 167V166H133ZM140 167V166H138ZM137 167V168H138ZM198 167V166H197ZM204 167V166H203ZM230 167V166H229ZM242 167V165H241ZM42 168V167H41ZM40 168V170H41ZM52 168V169H54ZM77 168V167H76ZM107 168H108V165H107ZM107 168H106V171H107ZM112 168V167H110ZM154 168V167H153ZM188 168V167H187ZM221 168V167H220ZM223 168V167H222ZM227 168V167H226ZM235 168V167H234ZM239 168V167H237ZM32 169V168H31ZM39 169V168H37ZM50 169V170H52ZM179 169V168H178ZM208 169V168H207ZM232 169V168H231ZM230 169V170H231ZM236 169V168H235ZM46 170V169H45ZM44 170V171H45ZM58 170V169H57ZM90 170V169H89ZM113 170V169H112ZM119 170V169H117ZM141 170V169H140ZM145 170V169H143ZM150 170V169H149ZM218 170V169H217ZM227 170V169H226ZM234 170V169H233ZM241 170V169H240ZM8 171V170H7ZM13 171V170H12ZM26 171V170H25ZM103 171V170H102ZM115 171V170H114ZM121 171V170H120ZM178 171V170H177ZM190 171V170H189ZM229 171V169H228ZM235 172H237L236 170H234ZM15 172V171H14ZM27 172V171H26ZM54 172H56L54 170ZM58 173L60 171H57ZM111 172V171H110ZM127 172V171H126ZM213 172V171H212ZM227 172V171H225ZM232 172V170H231ZM9 173L10 175L13 173L10 172L9 170ZM8 173V175H9ZM62 173V172H60ZM92 173V172H91ZM144 171H143V175H144ZM178 173V172H177ZM198 173V172H197ZM224 173V172H223ZM254 173H256V171H254ZM19 174V172H18ZM29 174V173H28ZM37 174V173H36ZM55 174V173H54ZM57 174V173H56ZM55 174V175H56ZM63 174V173H62ZM103 174V172H102ZM149 174V173H148ZM148 174H147V177H148ZM191 174V173H190ZM189 174V175H190ZM246 174V173H244ZM9 175V177H10ZM31 175V174H29ZM49 175V174H48ZM53 175V174H51ZM222 175V173H221ZM233 174L231 173H228V175H226L223 180L225 182H228V181H231V179H234L235 177L232 176ZM264 175V174H262ZM27 176V175H26ZM25 176V177H26ZM63 176V175H62ZM65 176V175H64ZM105 175H103L104 177ZM142 176V175H141ZM140 176V177H141ZM145 176V175H144ZM157 176V175H156ZM198 176H199V173H198ZM217 176V175H215ZM239 176V175H237ZM247 176V175H246ZM253 176V175H252ZM256 176H259L256 175ZM102 177V176H101ZM102 177V178H103ZM106 177V176H105ZM135 178V176H133ZM145 177V178H147ZM176 177V176H175ZM190 177H192L190 175ZM195 177H196V174H195ZM222 177V176H221ZM13 178V177H12ZM17 178V177H16ZM27 178V177H26ZM18 179V178H17ZM24 179V178H23ZM37 179V178H35ZM98 179V178H97ZM139 179V178H138ZM188 179V178H187ZM191 179V178H190ZM194 179V177H193ZM208 179V178H207ZM213 179V178H212ZM26 180V179H25ZM40 182V179H37L36 181ZM44 180V179H43ZM88 180V179H87ZM133 180V179H131ZM163 180V179H162ZM198 180V178H197ZM238 180V179H237ZM262 180V179H261ZM260 180V181H261ZM35 181V180H34ZM47 181V180H46ZM146 181V180H144ZM189 181V180H188ZM220 182V180H218ZM234 181V180H233ZM232 181V182H233ZM254 181V180H253ZM264 181V180H263ZM19 182V181H18ZM36 182V183H37ZM89 182V181H88ZM129 182V181H128ZM147 182L148 179H147ZM187 182V180H186ZM185 182V183H186ZM193 182V181H192ZM197 181H195L196 183ZM199 182V181H198ZM224 182V183H225ZM231 182V183H232ZM247 182V181H246ZM244 182V184L246 183ZM20 183V182H19ZM42 183V182H41ZM47 183H49L47 181ZM76 183V182H75ZM262 183V182H261ZM22 184V183H21ZM39 184V183H38ZM37 184V185H38ZM45 183H43L44 185ZM89 184V183H88ZM189 184V183H188ZM187 184V185H188ZM264 184V183H263ZM61 185V184H60ZM79 185V184H78ZM96 185H98L96 183ZM126 185V184H125ZM140 185V184H139ZM148 185V184H147ZM218 185V183H217ZM224 185V184H223ZM34 186V185H33ZM50 186V184H49ZM91 186V185H90ZM116 186V185H115ZM138 186V185H137ZM221 186V185H220ZM234 186V185H233ZM242 186V185H241ZM254 186H258V185H254ZM253 186V187H254ZM27 187V186H26ZM52 186H50L51 188ZM99 187V186H98ZM187 187V186H186ZM190 187V185H189ZM196 187V186H195ZM222 187V186H221ZM220 187V188H221ZM232 187V186H231ZM229 188L227 190V192L231 193H235V188ZM247 187V186H246ZM5 188V187H4ZM3 188V189H4ZM24 188V187H23ZM40 188V187H39ZM49 187L47 186V189ZM78 188V187H77ZM93 188V187H92ZM116 188V187H115ZM181 188V187H180ZM41 189V188H40ZM68 189V188H67ZM101 189V188H100ZM108 189V187H107ZM192 189V188H190ZM198 189V188H197ZM223 189V188H222ZM255 189V188H254ZM24 190V189H23ZM39 190V189H38ZM50 190V189H49ZM111 190V189H110ZM109 190V191H110ZM135 190V188L133 189ZM188 190V189H187ZM252 190V189H251ZM256 190V189H255ZM254 190V191H255ZM2 191V190H0ZM8 191V190H7ZM10 191V190H9ZM8 191V192H9ZM29 191V190H28ZM41 191V190H40ZM185 192H187L186 190H184ZM216 191V190H215ZM222 191V190H221ZM248 191V190H246ZM24 192V191H23ZM26 192V191H25ZM33 192V191H32ZM39 192V191H37ZM94 192V190H93ZM115 192V191H114ZM124 192V190H123ZM184 192V194H185ZM192 192V191H191ZM190 192V193H191ZM212 192V191H211ZM218 192V191H217ZM226 192V190H225ZM251 192V191H250ZM249 192V193H250ZM253 192V191H252ZM256 192V191H255ZM254 192V193H255ZM11 193V192H10ZM22 193V192H20ZM40 193V192H39ZM80 193V192H79ZM141 193V192H139ZM138 193V194H139ZM188 192V194H190ZM214 193V192H213ZM216 193V192H215ZM220 193V192H219ZM256 193H259L260 194V197L256 200L254 197V200L253 198L250 197V194H241L240 192L238 193V195H236L233 199H239V202L237 203V201H235V203L232 202L228 199V201L231 202V206H226L224 205L225 203L222 204L223 201H221V199H217L216 196L214 198L217 199L216 201H213V202H208L205 204L204 203H194V202H190V203H176V202H171L169 204V206L166 208L165 206V209L159 205V208H157L153 213H150L147 217L144 216L142 217V220L140 221V223L142 225H140L138 228H132V230H123L121 233H117L116 231H113L112 230V233L116 232L115 234H111L109 235V237H106V238H101L100 235L101 231L98 235L95 234V236H92L90 234V236L88 235L87 238L82 237H73L71 240H69L71 237H69L68 239V235L66 236L67 239L69 241H72L71 242V245L69 244V246H67V240L63 241H59L58 239L60 238L57 237V239H53L50 241L52 243V246H55V248H48L49 246L46 247V249L48 248V251L44 250L43 252V249L41 252L43 253H39L37 251H35V253L32 255L33 258L32 259H26V260H22L19 264H264V188L262 189H259V192H256ZM1 194V193H0ZM51 194V193H50ZM160 194V193H159ZM205 194V193H204ZM252 194V193H251ZM3 195H5V193H3ZM7 195V193H6ZM5 195V196H6ZM8 195H10L8 193ZM6 196L8 197L6 200L10 199L9 196ZM39 195V194H37ZM36 193H35V196H37ZM43 195V194H42ZM196 195V194H195ZM200 194H198L199 196ZM233 195V194H232ZM40 196V195H39ZM73 196V195H72ZM182 196V195H181ZM194 196V195H193ZM227 196V195H226ZM231 196V194H230ZM234 196V195H233ZM258 196V195H257ZM4 197V196H3ZM13 197V196H11ZM17 197V195H16ZM42 197V196H41ZM44 197V196H43ZM87 197H90V196H87ZM86 197V198H87ZM100 197V196H99ZM125 197V196H124ZM175 197V196H174ZM209 197V196H208ZM218 197V196H217ZM222 196H220L221 198ZM35 198V197H34ZM68 198V196L66 197ZM101 198V197H100ZM143 198V197H141ZM211 198V199H213ZM14 199V198H13ZM43 200V198H41ZM40 199V201L42 202V200ZM53 199V198H51ZM107 199V198H106ZM111 199V197H110ZM179 199V198H178ZM12 200V198H11ZM9 201L10 203L11 202H15V201ZM28 200V199H27ZM68 200V199H67ZM170 200V199H169ZM174 200V199H173ZM177 200V199H176ZM174 200V201H176ZM185 200V199H183ZM70 201V200H68ZM151 201V200H150ZM149 201V202H150ZM210 201V200H208ZM212 201V200H211ZM40 202V203H41ZM49 202V201H48ZM142 202V200H141ZM146 202V201H145ZM43 203V202H42ZM45 203V202H44ZM43 203V204H44ZM71 203V202H70ZM132 203V201H131ZM135 203V202H134ZM169 203V202H167ZM234 203V205L232 204ZM140 204V203H139ZM145 204V203H144ZM2 203H0V208L2 209H5L4 207L6 205H8L6 203V205L3 203V205H5L4 207L1 206ZM60 205V204H59ZM69 205V202L67 204V207ZM9 206V205H8ZM28 206V204H27ZM43 206V205H42ZM47 206H50L49 204H47ZM46 206V207H47ZM61 206V205H60ZM64 206V205H62ZM66 206V205H65ZM70 206V205H69ZM100 206V205H99ZM105 206V205H104ZM204 207L203 211L201 213H198L197 212V209L199 207ZM18 207V206H17ZM22 207V206H21ZM21 207L19 206L18 209L20 210L21 212ZM31 208H33L32 206H30ZM40 207H41V204H40ZM45 207V206H43ZM73 207V206H72ZM144 207V205L142 206V208ZM150 207V206H149ZM156 207V206H155ZM162 207V208H160ZM8 208V207H7ZM6 208V209H7ZM52 208V207H51ZM101 208V207H100ZM140 208V207H139ZM10 211H11V207L9 206ZM39 209V208H38ZM37 209V210H38ZM44 209V208H43ZM61 209V208H60ZM71 209V208H70ZM69 209V210H70ZM148 210V208H146ZM150 209V208H149ZM31 210V209H30ZM41 210V209H40ZM133 210V209H131ZM140 210V209H139ZM146 210V211H147ZM6 211V210H3V212ZM12 211H13V207H12ZM24 211V210H22ZM36 211V209H35ZM46 211V210H45ZM57 211V210H56ZM66 211V210H65ZM72 211V210H71ZM77 211V209H76ZM141 213L142 210H140ZM151 212V210H149ZM148 211V212H149ZM2 212V211H1ZM0 212V213H1ZM2 212V213H3ZM8 212V211H7ZM14 212H18V211H13ZM19 212V213H20ZM55 212V211H54ZM62 211H60L61 213ZM64 212V211H63ZM135 212H138L135 211ZM2 213L0 214V216L2 215ZM18 213V214H19ZM21 213H24V212H21ZM30 213V212H28ZM69 213V211H68ZM78 213V212H76ZM83 213V211L81 212ZM117 213V211H116ZM133 213V211H132ZM147 213V212H145ZM5 214H8V218H11L9 215L10 213H5ZM48 214V213H47ZM51 214V213H50ZM62 214V213H61ZM14 215V214H13ZM55 215V214H54ZM70 215V214H69ZM77 215V214H75ZM136 216V214H134ZM133 215V217H134ZM17 218H14V216H12L14 219H10L8 220V224L9 226H11V228L7 229L8 228V225L7 227L4 228L2 227V225L0 226V231L4 232V233H7V231H12L13 229H20L22 228L23 225L25 224H22V220H25V216L24 218H22L23 216H18ZM29 216V214H28ZM34 216V215H33ZM40 216V215H39ZM132 216V215H131ZM31 217V216H30ZM29 217V219H30ZM49 217V216H48ZM65 217H66V214H65ZM76 217V216H75ZM79 217V216H78ZM77 217V218H78ZM115 217V216H114ZM117 217V216H116ZM138 217V216H137ZM1 218V217H0ZM7 218V216H6ZM7 218V219H8ZM42 218H43V222H46L48 220V223H49V219H47V216L46 215H42ZM70 218V217H69ZM84 218V217H82ZM21 219V220H20ZM53 219V218H51ZM50 219V220H51ZM76 219V218H75ZM2 220V219H1ZM32 220V219H30ZM54 220V219H53ZM79 220V219H78ZM83 220V219H82ZM87 220V219H86ZM136 220H138L137 218H135V222ZM140 220V219H139ZM7 221V220H6ZM72 221V219H71ZM91 221V220H90ZM125 221V220H124ZM131 221V219H130ZM5 222V221H4ZM39 222V221H38ZM86 222V221H85ZM96 222V220L94 221ZM117 222V221H115ZM2 223H3V220H2ZM25 223H28L30 224L29 222H25ZM42 223V221H41ZM65 223V222H64ZM120 223V222H119ZM139 223V224H140ZM0 224H1V221H0ZM27 224V225H28ZM73 224V223H71ZM95 223H93L94 225ZM115 224V223H114ZM113 224V225H114ZM127 224H129V220L127 223H124L122 224V227L123 226H126ZM138 224V225H139ZM32 225V223H31ZM46 225V224H45ZM54 223L51 224V226L53 227ZM67 225V224H66ZM85 225V223H84ZM105 225V224H104ZM112 225V226H113ZM118 225V224H117ZM132 225V224H131ZM131 225H128L130 228L132 227ZM5 226V225H3ZM50 226V227H51ZM55 226V225H54ZM78 226V225H77ZM110 226V225H109ZM25 227V226H24ZM51 227V229H52ZM57 227V226H55ZM60 227V230L63 229L62 226H59ZM92 227V226H91ZM26 228V227H25ZM29 228V225L28 227ZM39 228V227H38ZM54 228V227H53ZM100 228V227H99ZM104 228H107L106 226ZM125 228V227H124ZM127 228V227H126ZM23 229V228H22ZM22 229H21V232H22ZM33 228H31L32 230ZM44 229V228H43ZM80 229V228H79ZM89 229V228H88ZM97 229V228H96ZM112 229V228H111ZM128 229V228H127ZM14 230V231H15ZM29 230V229H28ZM53 230V229H52ZM58 230V228L56 229ZM78 230V229H77ZM82 230V229H81ZM95 230V229H94ZM92 230V231H94ZM102 230V229H101ZM17 231V230H16ZM15 231V232H16ZM20 231V230H18ZM23 231H26L25 229H23ZM35 231V230H34ZM75 231V230H74ZM86 231H90L89 230H86ZM99 231V230H97ZM14 232V233H15ZM36 232V231H35ZM44 232V231H43ZM51 232V231H50ZM25 234V232H23ZM41 233V232H40ZM74 233V232H73ZM93 233V232H92ZM109 233V232H108ZM1 234V233H0ZM34 234V232H33ZM33 234H30L32 236H34ZM64 234V233H63ZM89 234V233H88ZM2 235V234H1ZM5 235V234H3ZM19 235V234H18ZM29 235V236H30ZM41 234H37L36 236H38ZM46 235V234H45ZM66 235V234H65ZM80 235V234H79ZM9 236V235H8ZM43 236V235H42ZM56 236V235H55ZM62 236V235H61ZM70 236V235H69ZM103 236V235H101ZM48 237V236H47ZM5 238V237H4ZM27 238V237H26ZM29 238V237H28ZM31 238V237H30ZM43 238V237H42ZM45 238V237H44ZM63 238V237H62ZM61 238V239H62ZM32 239V238H31ZM47 239V238H46ZM18 240V239H17ZM16 240V241H17ZM7 241V240H6ZM5 241V242H6ZM12 241V240H11ZM28 241V239H27ZM4 242V243H5ZM15 242V241H13ZM12 242L11 245H14ZM37 242V241H36ZM39 242V241H38ZM37 242V244H38ZM46 242V241H45ZM48 242V240H47ZM62 242H65V245L62 243ZM34 243V242H33ZM42 243V242H41ZM23 244V242H22ZM16 245V244H15ZM19 245V244H18ZM42 246V244H40ZM48 245V244H46ZM2 246V245H1ZM9 246V247H10ZM21 246V245H20ZM44 246V245H43ZM8 247V244H7V249L9 248ZM23 247V246H22ZM25 247V246H24ZM27 247V245H26ZM39 247V246H38ZM4 248V247H3ZM15 248V247H14ZM18 248V247H16ZM41 248V247H40ZM44 248V247H43ZM6 249V248H5ZM45 249V248H44ZM2 250V249H1ZM9 250V249H8ZM7 250V251H8ZM15 250V249H14ZM7 251H4L3 253H6ZM2 253V254H3ZM7 253H10V252H7ZM31 254V253H30ZM21 255V253H20ZM19 255V256H20ZM16 257V255H15ZM30 257V256H29ZM16 259V258H15ZM18 261V259H16ZM12 261V260H11ZM6 262V263H3V264H14L13 262ZM15 262V261H14ZM2 263V262H1ZM16 263V262H15Z\"/></svg>",
  "mask_w": 264,
  "mask_h": 264
}]
</instances>
